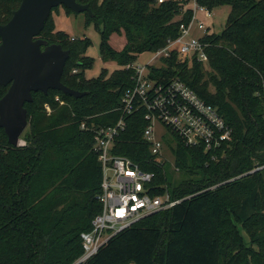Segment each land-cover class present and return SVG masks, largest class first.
<instances>
[{
	"label": "trees",
	"instance_id": "16d2710c",
	"mask_svg": "<svg viewBox=\"0 0 264 264\" xmlns=\"http://www.w3.org/2000/svg\"><path fill=\"white\" fill-rule=\"evenodd\" d=\"M77 1L94 14L85 12V23L99 29L101 59L118 68L87 77L95 66L87 55L91 39L56 30L51 14L40 36L70 50L62 81L88 93L76 98L57 89L33 92V101L25 104L24 145H11L0 128V264H73L82 255L81 234L102 210V164L93 128L121 117V98L134 84L135 70L128 66L140 54L166 47L192 17L189 0ZM198 1L212 11L231 7L225 28L220 33L210 28L203 38L209 61L172 49L161 66H150L151 77L184 81L218 108L233 139L210 153L170 131L172 142H164L184 175L174 184L166 161H159L144 138L145 112L129 115L114 153L155 173L153 195L168 190L183 200L122 230L87 264H264V0ZM20 4L0 0V23ZM113 34L125 37L122 50L110 43ZM7 90L0 86V99Z\"/></svg>",
	"mask_w": 264,
	"mask_h": 264
},
{
	"label": "built area",
	"instance_id": "2783aa9c",
	"mask_svg": "<svg viewBox=\"0 0 264 264\" xmlns=\"http://www.w3.org/2000/svg\"><path fill=\"white\" fill-rule=\"evenodd\" d=\"M157 1L162 3L165 0ZM188 6L192 17L187 24H181V34L168 40L166 47L154 52L146 66H128L135 70L134 84L121 98L122 115L118 121L113 125L93 128L94 151L102 164L101 192L98 196L102 210L92 220L91 230L82 232L83 253L73 264H87L119 232L183 200L173 198L168 190L153 195L155 173L145 170L140 163L127 156L114 153L117 140L127 129L129 115L145 112L149 124L144 138L150 144L151 152L159 156V161H163L161 154L165 142L164 135L157 131L158 124L177 134L186 145L203 146L210 153L233 139V128L218 108L202 99L184 81L174 78L162 82L151 77L150 66L169 57L172 49H176L182 57L209 61L208 43L203 38L210 27L201 15L210 18L213 11L198 0H189ZM57 100L65 103L59 96ZM46 108L51 111L48 104ZM81 127L87 129V123L83 122Z\"/></svg>",
	"mask_w": 264,
	"mask_h": 264
},
{
	"label": "water",
	"instance_id": "95a60500",
	"mask_svg": "<svg viewBox=\"0 0 264 264\" xmlns=\"http://www.w3.org/2000/svg\"><path fill=\"white\" fill-rule=\"evenodd\" d=\"M59 6L94 15L88 4L77 0H21L10 20L0 23V86H8L0 99V128L16 147L25 144L22 135L29 126L25 104L33 101V92L57 89L76 98L88 93L62 81L70 50L40 36Z\"/></svg>",
	"mask_w": 264,
	"mask_h": 264
},
{
	"label": "rangeland",
	"instance_id": "374dc122",
	"mask_svg": "<svg viewBox=\"0 0 264 264\" xmlns=\"http://www.w3.org/2000/svg\"><path fill=\"white\" fill-rule=\"evenodd\" d=\"M231 11V7L229 5H225L213 10V15L210 18L201 17L206 21L207 25L211 28L213 32L220 33L226 25L228 15ZM53 18L56 24V30H61L68 33L72 37H84L87 36L91 39L92 43L87 50V55L93 57L95 59V66L93 69L88 70L86 72L87 77H96L100 74L103 68H108L111 72L118 68V64L116 62H103L100 54V43H101V35L99 29L95 26V24L86 25V14L82 13H67L64 6H59L58 10H53L52 12ZM196 34H200L198 31H195ZM110 43L118 50H122L125 47L126 39L122 35L113 34L110 39ZM153 53L144 52L139 55L138 60L136 61V65L146 66V64L152 58ZM156 62V61H155ZM162 61H157L154 65L161 66ZM29 127V126H28ZM26 128V131L28 130ZM158 132L163 136V140H169L172 142V134L170 130L157 125ZM25 131V132H26ZM24 132V134H25ZM23 138V137H22ZM161 157L163 160H166V168L170 175V180L172 183L176 184V182L180 181L184 176L179 170L175 168V158L172 154L171 149L168 145H164ZM244 239L247 241L246 243L250 245V240L244 229L241 230Z\"/></svg>",
	"mask_w": 264,
	"mask_h": 264
}]
</instances>
